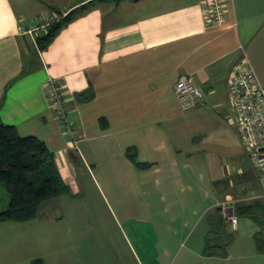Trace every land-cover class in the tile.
Segmentation results:
<instances>
[{
    "label": "crops",
    "instance_id": "0c3cea01",
    "mask_svg": "<svg viewBox=\"0 0 264 264\" xmlns=\"http://www.w3.org/2000/svg\"><path fill=\"white\" fill-rule=\"evenodd\" d=\"M201 1L0 0V118L44 141L68 185L26 220L42 222L37 228L0 230V264H264L255 234L236 238L225 218L226 233L212 231L209 217L233 183L202 146L208 109L219 110L227 94L232 110L231 74L244 55L264 86V0L228 2L217 25L205 24ZM62 11L70 19L40 49L39 23ZM184 74L204 90L193 107L174 91ZM49 77L63 86L64 119ZM90 188L113 217L100 227L118 235L80 238L76 223L58 225L54 205Z\"/></svg>",
    "mask_w": 264,
    "mask_h": 264
},
{
    "label": "trees",
    "instance_id": "16d2710c",
    "mask_svg": "<svg viewBox=\"0 0 264 264\" xmlns=\"http://www.w3.org/2000/svg\"><path fill=\"white\" fill-rule=\"evenodd\" d=\"M68 19H70L69 13L60 21L51 24L44 33L37 36L36 40L40 49H45L51 44L54 36ZM78 97L89 100L91 99V93L83 92ZM126 153L134 163H137V153L134 148L129 147ZM1 182L6 184L9 200L3 208H0V223L14 220L26 222V220L35 219L38 216L39 205L43 201L60 196L68 191V185L57 168L54 154L44 141L36 135H20L15 125L5 124L0 118ZM226 184L225 188L229 187V183ZM222 186L220 185V188ZM235 207L239 216L245 215L253 218L264 228V201L256 198L249 203H239ZM216 208L209 217L212 223V231L226 233L224 230L225 219L221 208ZM224 237L229 238V235L226 234ZM254 238L258 250L264 252V233L257 231ZM215 241V238H211L207 244H215ZM225 243L226 246L229 244L228 242ZM217 252L226 254L227 249L225 248L222 251L218 249Z\"/></svg>",
    "mask_w": 264,
    "mask_h": 264
},
{
    "label": "rangeland",
    "instance_id": "374dc122",
    "mask_svg": "<svg viewBox=\"0 0 264 264\" xmlns=\"http://www.w3.org/2000/svg\"><path fill=\"white\" fill-rule=\"evenodd\" d=\"M261 56L264 57V52L261 53ZM258 62H260L258 71L264 73V60H259ZM210 111L213 113V117L210 116L208 118L207 132L203 135L206 137L204 145L202 144L205 148V152L203 154L205 158H207L208 154V157L211 158L210 160L213 161L214 158L219 163H222L223 167L228 172V177L233 183L226 189V191L230 193L231 198L229 199L233 200L231 204L235 207L239 205V203H249L256 198H260L259 195L261 188L259 173L254 167L252 159L247 154V149L244 147L242 137L239 135L237 124H235L234 112L230 108L229 100H227V94L225 102L222 104L220 109L217 111L208 109V115H210ZM4 187H6V184L1 182L0 208H3L6 205V202L3 201L2 197V189H4V196H7V192ZM71 204L75 206V209H79L74 210L73 214H70V212L67 211ZM80 208H82V210H80ZM53 213L60 216V222H58V225H70L71 223H76L78 227L77 236L80 238L83 236L84 238L87 236L102 238L110 235H118V233H116V227H114V229L112 226L108 229H102L100 227L101 224L105 225V222L109 223V221H112L113 217L108 214L98 191H95L94 188H90V192L86 195L84 194V196L80 195L74 197L73 199H65V201H61V203L54 205ZM239 218V226L235 232L236 238H244L248 239V241L251 239L250 241H252L253 235L257 231H260L257 222L253 218L249 217L240 216ZM39 222L40 221L38 220L26 223L3 221L0 223V230L10 229L15 226H22L26 229L37 228ZM41 223L42 222H40V224ZM86 228H88V230H86ZM260 229H263V227H260ZM32 232H34V230H32ZM27 236L28 238L34 236L37 237V235L31 234V232H29L26 237ZM33 241L35 240L33 239ZM35 248L38 251V246H32L31 250H35Z\"/></svg>",
    "mask_w": 264,
    "mask_h": 264
},
{
    "label": "built area",
    "instance_id": "2783aa9c",
    "mask_svg": "<svg viewBox=\"0 0 264 264\" xmlns=\"http://www.w3.org/2000/svg\"><path fill=\"white\" fill-rule=\"evenodd\" d=\"M230 1L232 0H202L200 7L205 24L223 23L226 4ZM66 15L67 11H62L50 18H44L37 28H41L45 32L51 24L60 21ZM231 76L228 89L231 107L235 112V124H237L247 154L258 170L261 188L259 197L264 201V86L260 83L246 55L233 67ZM47 86L52 107L59 111L61 118H66L67 109L64 106L63 86L52 77L47 80ZM174 91L184 108L196 106L204 96V90L194 83L189 74L181 75L178 78L174 84ZM74 144L78 148L75 141ZM232 201L227 198L219 205L223 217L229 220L232 229L235 230L238 227L239 218L235 214Z\"/></svg>",
    "mask_w": 264,
    "mask_h": 264
}]
</instances>
